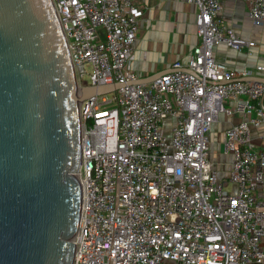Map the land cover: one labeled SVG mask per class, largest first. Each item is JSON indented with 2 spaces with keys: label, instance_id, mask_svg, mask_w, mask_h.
Here are the masks:
<instances>
[{
  "label": "built area",
  "instance_id": "2783aa9c",
  "mask_svg": "<svg viewBox=\"0 0 264 264\" xmlns=\"http://www.w3.org/2000/svg\"><path fill=\"white\" fill-rule=\"evenodd\" d=\"M188 1L198 8L200 43L159 78L130 84L147 6L53 0L78 88L124 84L80 103L72 264H264V145L253 136L264 128V81L247 79L264 75V65L236 71L219 61L218 44L240 51L255 42L224 21L222 0ZM245 1L263 25L264 0ZM236 114L223 140L233 160L221 177L209 134Z\"/></svg>",
  "mask_w": 264,
  "mask_h": 264
},
{
  "label": "water",
  "instance_id": "95a60500",
  "mask_svg": "<svg viewBox=\"0 0 264 264\" xmlns=\"http://www.w3.org/2000/svg\"><path fill=\"white\" fill-rule=\"evenodd\" d=\"M123 85L78 88L53 0H0V264H72L80 103Z\"/></svg>",
  "mask_w": 264,
  "mask_h": 264
},
{
  "label": "crops",
  "instance_id": "0c3cea01",
  "mask_svg": "<svg viewBox=\"0 0 264 264\" xmlns=\"http://www.w3.org/2000/svg\"><path fill=\"white\" fill-rule=\"evenodd\" d=\"M135 1L147 6L140 19L135 41L132 69L137 76L150 77L171 70L176 60L186 61L200 43L196 28L197 6L188 0ZM222 6L220 15L224 21L239 36L254 41L255 45L238 51L225 44H218L215 47L216 58L236 71L264 65V24L252 23L245 0H222ZM247 79L264 81V75L255 73ZM241 119L240 114L230 117L224 115L214 124L213 129L218 123L221 124L222 140H224L225 129ZM253 136L257 145H264V128L253 129ZM232 160L231 155L226 170H222L224 174L220 173L221 177L227 176Z\"/></svg>",
  "mask_w": 264,
  "mask_h": 264
},
{
  "label": "rangeland",
  "instance_id": "374dc122",
  "mask_svg": "<svg viewBox=\"0 0 264 264\" xmlns=\"http://www.w3.org/2000/svg\"><path fill=\"white\" fill-rule=\"evenodd\" d=\"M87 68L90 69V66H88ZM86 78L88 77L86 76ZM165 129L167 134L170 135L171 127L169 125H165ZM209 137L211 142V158L214 159V161L216 162L220 173L224 174V171L222 170H226V164L227 162H229L231 154L226 153L223 148L221 124L218 123V125H216V127L210 132Z\"/></svg>",
  "mask_w": 264,
  "mask_h": 264
}]
</instances>
